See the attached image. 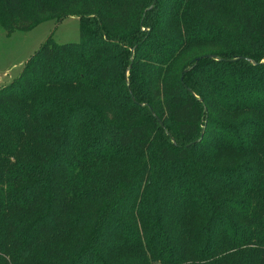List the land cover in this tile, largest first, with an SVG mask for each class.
<instances>
[{"label": "trees", "instance_id": "16d2710c", "mask_svg": "<svg viewBox=\"0 0 264 264\" xmlns=\"http://www.w3.org/2000/svg\"><path fill=\"white\" fill-rule=\"evenodd\" d=\"M65 17L0 87V264H264V0H0Z\"/></svg>", "mask_w": 264, "mask_h": 264}, {"label": "rangeland", "instance_id": "374dc122", "mask_svg": "<svg viewBox=\"0 0 264 264\" xmlns=\"http://www.w3.org/2000/svg\"><path fill=\"white\" fill-rule=\"evenodd\" d=\"M49 37L59 44L78 42L79 20L76 17H65L60 21L50 18L29 30H16L10 34L0 26V87L19 76L27 60Z\"/></svg>", "mask_w": 264, "mask_h": 264}, {"label": "water", "instance_id": "95a60500", "mask_svg": "<svg viewBox=\"0 0 264 264\" xmlns=\"http://www.w3.org/2000/svg\"><path fill=\"white\" fill-rule=\"evenodd\" d=\"M155 0H153V2H154ZM199 58H197V60H198Z\"/></svg>", "mask_w": 264, "mask_h": 264}]
</instances>
